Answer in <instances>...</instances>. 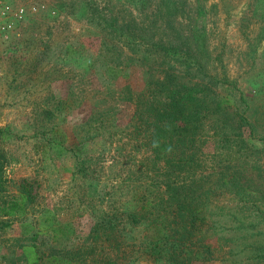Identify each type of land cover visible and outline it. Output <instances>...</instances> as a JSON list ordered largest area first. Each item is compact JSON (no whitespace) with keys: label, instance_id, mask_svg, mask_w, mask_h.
Wrapping results in <instances>:
<instances>
[{"label":"rangeland","instance_id":"rangeland-1","mask_svg":"<svg viewBox=\"0 0 264 264\" xmlns=\"http://www.w3.org/2000/svg\"><path fill=\"white\" fill-rule=\"evenodd\" d=\"M161 1L151 0L147 7L137 8L123 0H0V128L4 133L0 138V154L6 177L3 194L17 195L26 188L32 195L25 217L0 219V264L6 262L3 254L8 258L17 256L16 240L28 237L38 223L42 224L44 209L48 208L50 214L64 223V230L73 234L68 241L60 237L52 243L45 233L39 234L36 242L44 243L41 246L47 249V246L71 247L81 241L78 237L89 231L94 209L103 211L109 207L111 181L107 175L122 174L125 165L117 164L107 173L105 166L112 152L99 141L80 147L78 158L82 164L73 160L70 153H60L59 148L60 143L74 145L71 126L88 115L90 101H100L91 90L100 88L97 78L103 75L100 68L93 74L97 64L91 66V60L97 53L98 40L112 37L102 31L104 22L120 27L133 25L145 39L156 41L160 37L181 48L190 47L204 37V48L198 56L211 74L218 79L224 76L228 81L217 85L215 91L224 94L234 88L247 99L250 109L245 114L252 109V115L249 114L255 128L252 134L246 135L241 127L243 142L219 140L214 151V139L210 138L202 150L206 154L200 158L199 169L184 184L186 196L195 199L214 185L213 172L227 162L242 170L241 174L252 184L253 194H249L248 200L253 205L242 209L231 193L218 188L214 198L223 211L212 218H218L222 229L209 230L206 236L214 255L211 260L193 264H259L250 256L256 244L264 246V218L256 211L264 207V194L257 193L264 192V41L258 44L253 57L246 54L249 39L257 29L249 6L252 0H203L200 14L194 9L197 0H171L166 11ZM93 10L97 13L92 18ZM100 52L123 65L125 49L119 55L112 50ZM123 68L125 71L114 77L111 84L128 85L135 94L142 92L155 76L143 65ZM69 90L76 92L74 103L78 106L50 118L58 122L56 130L63 132L61 142L59 133L41 134L39 126L48 119L43 111L53 109L48 96L65 98ZM115 108L116 125L123 127L129 122L133 105L120 101ZM241 137L238 135L240 140ZM128 150L125 146L122 153ZM98 154L104 159L99 161ZM223 173L227 171L223 169ZM116 182L111 197L120 201L129 199L119 180ZM23 221L32 223L29 231L23 230ZM245 225H250L249 231H245ZM48 229L46 225L41 228L46 233ZM146 230L138 225L130 236L140 237ZM130 242L131 237L123 242L125 256L128 260L139 258V251L131 252L126 247ZM251 243L254 244L247 246Z\"/></svg>","mask_w":264,"mask_h":264},{"label":"trees","instance_id":"trees-1","mask_svg":"<svg viewBox=\"0 0 264 264\" xmlns=\"http://www.w3.org/2000/svg\"><path fill=\"white\" fill-rule=\"evenodd\" d=\"M123 2L144 8L151 0ZM170 2L161 1L163 11L167 10ZM202 2L197 0L194 7L199 14ZM249 6L257 29L249 39L246 54L253 57L258 44L264 41V0H252ZM81 12L85 13L83 10ZM91 12L90 17L93 18L97 12ZM102 31L112 37L98 40L97 53L92 55L91 60V66L97 64L93 74L100 68L103 75V78H97L100 88L91 90L100 97V101H90L88 115L71 126L70 137L74 145L70 142L64 145L60 143L59 148L60 153H70L73 160L82 164L83 161L78 158L80 147L86 142L99 141L107 151L112 152L108 159L110 162L105 166L107 173L117 164L120 167L125 165L122 174L107 175L111 181L109 207L103 211L94 209L89 231L78 237L81 241L71 247L47 246V249L41 246L44 243L36 242L39 234L45 233L50 243L59 241L60 237L68 241L73 234L64 230V223L50 214L48 208L44 209L41 223L49 227L48 233L42 231L43 225L38 223V229L28 237L16 240L17 256L8 258L3 254V261H6L5 264H41L42 261L43 264H193L211 260L214 249L206 243L207 231L222 229L218 218H212L223 211V206L215 202L216 190L219 188L231 193L237 203H241L239 207L247 210L253 205L248 200L249 194H253L250 188L252 184L247 176L241 174L242 170L230 162L226 163L225 168L213 172L214 185L207 187L198 198L186 196L184 182L199 169L200 158L206 154L202 150L210 138L214 139V151L219 140L225 143L243 142L241 127L246 135L252 134L255 129L249 120L252 109L248 115L245 114L250 104L234 88L224 94L215 91V87L227 79L224 76L216 78L198 56L204 48V37L190 47L181 48L168 39H145L136 32L135 26L129 24L120 27L104 22ZM199 31L203 33V28ZM122 49H125L123 65L100 52L112 50L118 51L116 53L119 55ZM132 65H143L150 70V74L155 72L145 89L137 94L131 92L128 85L115 87L111 84L114 77L125 71L123 67ZM75 95L76 92L69 90L65 98L48 96L53 109L43 111L48 119L45 124L40 123L41 134L53 131L59 133L61 142L64 140L62 130H56L58 122H52L50 118L54 115L59 117L63 112L77 107ZM120 101L133 105L129 122L123 127L116 125L115 107ZM3 136L0 128V138ZM125 146L129 150L122 153ZM243 149H246L245 146ZM140 150L142 152L137 156ZM97 158L99 161L104 159L101 154ZM3 167V156L0 154V219H22L32 195L26 188L17 195L3 194L6 181ZM223 169L227 174L223 173ZM117 180L120 188L125 189V194H129V199L120 201L111 197L117 188ZM257 193L264 194L262 190ZM256 211L264 218V207ZM22 225L24 231L32 227L31 222L23 221ZM138 225L146 227V233L140 237L130 236ZM245 226V231H249L250 225ZM130 237L133 242L125 245L131 248V252L139 251V258L128 260L122 246L124 240ZM256 245L250 258L261 264L264 262V246Z\"/></svg>","mask_w":264,"mask_h":264},{"label":"built area","instance_id":"built-area-1","mask_svg":"<svg viewBox=\"0 0 264 264\" xmlns=\"http://www.w3.org/2000/svg\"><path fill=\"white\" fill-rule=\"evenodd\" d=\"M1 16V15H0ZM0 19H1V17H0Z\"/></svg>","mask_w":264,"mask_h":264}]
</instances>
